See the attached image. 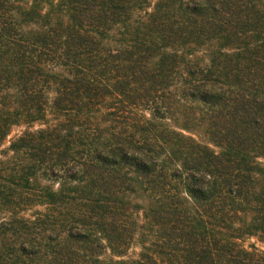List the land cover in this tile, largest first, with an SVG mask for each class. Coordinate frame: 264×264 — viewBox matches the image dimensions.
<instances>
[{
	"label": "trees",
	"instance_id": "obj_1",
	"mask_svg": "<svg viewBox=\"0 0 264 264\" xmlns=\"http://www.w3.org/2000/svg\"><path fill=\"white\" fill-rule=\"evenodd\" d=\"M0 264H264V0H0Z\"/></svg>",
	"mask_w": 264,
	"mask_h": 264
}]
</instances>
